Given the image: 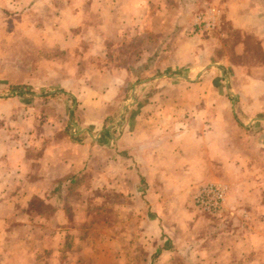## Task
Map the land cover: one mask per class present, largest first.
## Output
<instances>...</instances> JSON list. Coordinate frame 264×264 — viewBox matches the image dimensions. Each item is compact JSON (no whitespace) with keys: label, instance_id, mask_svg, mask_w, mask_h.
<instances>
[{"label":"crops","instance_id":"obj_1","mask_svg":"<svg viewBox=\"0 0 264 264\" xmlns=\"http://www.w3.org/2000/svg\"><path fill=\"white\" fill-rule=\"evenodd\" d=\"M175 2L0 0V264H97L104 204L140 210L154 264H264V0ZM150 32L151 62L118 60ZM209 182L224 218L178 220Z\"/></svg>","mask_w":264,"mask_h":264},{"label":"rangeland","instance_id":"obj_2","mask_svg":"<svg viewBox=\"0 0 264 264\" xmlns=\"http://www.w3.org/2000/svg\"><path fill=\"white\" fill-rule=\"evenodd\" d=\"M174 3H176L175 0H174ZM169 5H170V3H169ZM84 6L89 8V5L88 4L86 5V3H84ZM164 19L167 20V23L170 21V19H168V16H167V18H164ZM160 39H161V36H160ZM165 40H163L161 42L163 45H164ZM158 43H160L158 33L155 34L153 32H150V33H147L146 35L141 34L140 36L138 34H135V35L131 36V41L128 43V46L130 47L129 49L123 50L122 47H124L125 45H122L121 49L118 50V52H116V51L115 52L118 53L117 54L118 60H120L121 62L124 61L127 63L128 61L132 60L133 57H135L137 54L139 56L140 55L139 53H141V52H148L149 51V53H146L147 55H145V56L146 57L152 56L153 53H150V51H152V47L154 49L155 44L157 45ZM168 43H170V42H168ZM144 44H147V45H144ZM212 57H215V56H212ZM216 57H218V55ZM147 59H146V62L149 63V62H151V60L153 58L150 57ZM213 59L215 60V58H213ZM157 71H158L157 72L158 75H160V73H164V72H167L166 74L172 75V74H174V72H176L175 70L170 69V68H166V69L163 68V70H161V68H158ZM161 71H163V72H161ZM180 72H183V70ZM40 89H42V87L36 88V90H40ZM11 90H13V88H11ZM66 105H68V104H66ZM261 130H262V128H261ZM259 137L260 138L264 137V134H259ZM119 204H121V202ZM115 212H116L115 223H114L115 225H111L110 220L109 221L107 220V216L110 215L111 211H108L106 208V205L104 204V206H100V209L97 212L98 215H96L97 218L95 215L93 216V219L90 218L89 221L90 222L92 221V224H90L88 226L84 225V227L82 226V231H85L84 235L85 236H88V235L92 236L91 241L94 245L93 249L97 250V252H96L97 255L94 257L95 258L94 260L96 261V263L97 264L98 263L99 264H107V263H109V264H154L155 255L158 254L156 252L157 249H155V251L153 252L154 253L153 255L149 256L148 254H145L146 249H144V246H143L144 243H141L138 240L140 237V226H139V218L141 217L140 210H138L137 207L135 210H132V212L134 214L133 217L134 218L136 217V219L134 220V218H133L130 225L125 226V227H123V225L121 224V221H122L121 214H120L121 210L119 209L118 211L116 210ZM192 212H193V214H192L193 218H199L201 216L202 217L206 216L208 218H212V219H216V220H220V219L224 218V215L222 213L220 215L211 216V215L200 212L195 207H190L189 211H187V212L185 211L184 214H181L182 217L177 216V218H178V220L183 219L185 221H189L188 219L191 218L190 214ZM149 214H152V211H149ZM85 215L82 218V219H85L83 222L84 224L87 223ZM95 218L98 219L97 222H96ZM180 229H183V228H180ZM123 233H125V237L127 239V242L125 241V243L122 240V238L124 237ZM148 233H151L150 236L153 237V235L155 233V227L154 228L152 226L147 227V235H148ZM181 233L184 235L186 234L185 231H181ZM110 234L114 235V240H115L114 243H108L105 241V237L107 235H110ZM165 235L166 234L163 233V236H165ZM118 237H119V239H118ZM117 240L120 242L117 243ZM123 245H127L126 247L129 248L128 249L129 252H127L125 249L122 248ZM147 247H149V244H147ZM124 250H125V252H124ZM126 253L129 254V257H126L127 256ZM78 261H81V259H79ZM83 264H86V262H84Z\"/></svg>","mask_w":264,"mask_h":264},{"label":"built area","instance_id":"obj_3","mask_svg":"<svg viewBox=\"0 0 264 264\" xmlns=\"http://www.w3.org/2000/svg\"><path fill=\"white\" fill-rule=\"evenodd\" d=\"M217 11L214 8L200 11L191 25V33H196L215 26ZM227 188L218 182L199 185L193 193V204L202 213L216 216L224 208Z\"/></svg>","mask_w":264,"mask_h":264},{"label":"water","instance_id":"obj_4","mask_svg":"<svg viewBox=\"0 0 264 264\" xmlns=\"http://www.w3.org/2000/svg\"><path fill=\"white\" fill-rule=\"evenodd\" d=\"M140 83H142V81H140V82H135V83H134L133 93H134V89H135V87L138 86ZM134 99H135V98H134V95H132L131 100L134 101ZM130 105H131V104L126 105V106L123 108L122 113L125 112L126 108L129 107Z\"/></svg>","mask_w":264,"mask_h":264},{"label":"trees","instance_id":"obj_5","mask_svg":"<svg viewBox=\"0 0 264 264\" xmlns=\"http://www.w3.org/2000/svg\"><path fill=\"white\" fill-rule=\"evenodd\" d=\"M147 68V65L146 66H143L140 68V71L137 73L135 70H134V74H136L137 76L140 74L141 71L145 70ZM73 114V113H72Z\"/></svg>","mask_w":264,"mask_h":264}]
</instances>
